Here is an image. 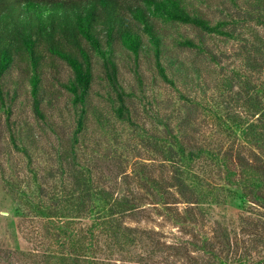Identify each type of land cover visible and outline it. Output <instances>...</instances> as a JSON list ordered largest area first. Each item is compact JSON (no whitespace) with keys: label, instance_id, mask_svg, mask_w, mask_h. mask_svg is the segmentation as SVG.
Listing matches in <instances>:
<instances>
[{"label":"trees","instance_id":"obj_1","mask_svg":"<svg viewBox=\"0 0 264 264\" xmlns=\"http://www.w3.org/2000/svg\"><path fill=\"white\" fill-rule=\"evenodd\" d=\"M198 3L217 8L221 15L211 20ZM216 3L214 6L213 0H0V104L8 109L5 97L15 98V90L13 95L5 91V81L13 66H18L27 75L39 130L52 132L57 139L53 153L56 165L39 172V201L25 200V206L39 216L41 223V264L126 262L123 258L135 261L133 252L138 247H146L149 237L144 230L125 221L127 216H136L143 204L128 179L143 188L144 195L155 200L153 203L163 204L166 215L176 223H183L186 218L201 214L206 205L224 200L195 167L197 162L208 160L217 167L224 183L239 188L245 199L264 207V159L261 157L264 154V34L259 30L264 29V0H218ZM166 23L189 25L202 36L206 34L210 39L237 45L235 57L241 62L240 67L229 71L221 67L226 70L221 72L224 76L218 85L223 109L213 116L222 131L234 133L236 139L254 148L250 149L252 156L244 155L233 142L217 146L204 139L200 143L194 137L197 129L192 124V111L176 114L173 122L169 117L147 113L163 131L161 134L146 131L144 144L169 169L159 176L143 170L135 178L123 174L127 188L116 193L117 188L107 183L110 180L98 179L94 169L84 162L82 152H94L102 136H114L111 141L118 145L116 122L134 125L133 110L128 105L134 91L128 90L121 81L117 48L132 55L133 72L141 87L144 81L136 69L142 55L153 60L155 73L180 98L187 100L180 89L183 84L193 83V88L201 86L196 67L191 70L168 56L167 35L163 29ZM202 36L198 42L189 37H173L172 41L175 46L197 49L208 54L216 64L220 63L208 51ZM46 58L64 61L72 73L63 83L70 95L74 120L68 134L55 120L61 116L55 107H50L54 103L43 86ZM93 58L101 62L112 115L104 113L92 100ZM90 119L98 136L92 138V146L88 145L92 133ZM138 126L133 127L139 129ZM9 132L14 149L28 159H31V149L43 151L30 126L25 124L21 129L10 126ZM171 187L187 206L182 212L168 205L173 199ZM207 252L213 258L209 264H228L217 252L208 249ZM236 264L245 262L239 260ZM253 264H264V260Z\"/></svg>","mask_w":264,"mask_h":264},{"label":"rangeland","instance_id":"obj_2","mask_svg":"<svg viewBox=\"0 0 264 264\" xmlns=\"http://www.w3.org/2000/svg\"><path fill=\"white\" fill-rule=\"evenodd\" d=\"M216 2L218 0H213L212 5L215 6ZM198 4L213 21L221 15L217 8ZM163 29L167 35L168 56L175 57L191 70L193 66L196 67L201 75L199 81L201 86L193 88V83L183 84L180 89L187 100L180 98L178 92L155 73L153 60L142 55L136 69L144 81L141 87L133 72L132 55L117 48L121 81L128 90L134 91V97L131 96L128 103L133 110L134 125L116 122L118 145L111 141H114L111 138L114 136L110 138L102 136L103 140L94 152H82L84 162L94 169L98 179L110 180L107 183L117 188L116 193H121L127 188L128 183L123 181V174L135 178L138 171L143 170L159 176L161 173L166 174L169 169V165L152 148L144 144L146 131L156 134L163 131L161 125L155 122V118L147 113L163 118L169 117L173 122L176 114L186 110L192 111V124L197 129L194 137L200 139V143L204 139L217 146L230 145L233 142L244 155L252 156L251 148L236 139L234 133L222 131V127L216 123L213 116L221 113L223 109L220 102L223 98L218 85L224 76L221 72L226 70H222L221 67L227 68L228 71L232 67H240L241 62L235 57L237 45L222 42L218 38L210 39L206 34L202 36L196 28L189 25L166 23ZM259 30L264 34L263 28ZM200 36L205 41L208 51L219 58L220 63L216 64L208 54L197 49L175 46L172 41L173 37H189L198 42ZM93 59L92 100L104 113L112 115L107 101L106 80L101 62ZM46 61L43 86L48 98L52 104L54 103L50 107H55L61 116L55 120L68 134L74 127V120L70 95L63 87V83L68 81L72 73L62 60L46 58ZM26 76L24 70L13 66L6 77L5 91L13 95L12 91L15 90V98L10 100L9 95L5 97L8 109L0 104V264H41L39 262L41 223L39 216L34 215L25 206V200L29 198L39 201L37 195L39 172L42 173L44 167L56 165L53 154L54 146L57 144L56 136L52 132L39 130V119L32 110ZM25 124L32 128L43 147L42 152L39 148L31 149V159L14 149L10 141V126L21 129ZM137 124L139 129L133 127ZM90 129L92 133L88 145L92 146V138L96 136V132L94 121L91 119ZM261 157L264 159V154ZM195 167L200 176L221 193L223 202L206 205L205 210L200 211L201 214L197 213V217L186 218L183 223H176L164 213L163 204L153 203L155 200L150 195H144L143 188L134 184L133 179H128L131 188L138 193L143 204L136 216H127L125 221L144 230L149 238L146 240V247H138L133 252L135 261L129 262L123 258L126 262L116 260L104 264H209L213 258L207 249L217 252L222 259L228 261V264H236L239 260L245 264L264 260V207L245 199L239 188L224 183L218 176L217 167L208 160L197 162ZM169 190L173 194V199L168 205L182 212L187 207L186 204L176 195L174 188L171 187ZM198 211L196 209V212Z\"/></svg>","mask_w":264,"mask_h":264}]
</instances>
